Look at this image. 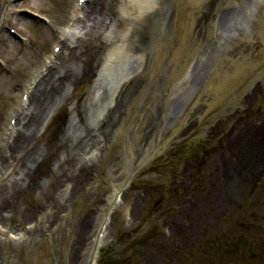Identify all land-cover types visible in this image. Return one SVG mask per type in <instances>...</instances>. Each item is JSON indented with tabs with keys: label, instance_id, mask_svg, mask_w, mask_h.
<instances>
[{
	"label": "rangeland",
	"instance_id": "rangeland-1",
	"mask_svg": "<svg viewBox=\"0 0 264 264\" xmlns=\"http://www.w3.org/2000/svg\"><path fill=\"white\" fill-rule=\"evenodd\" d=\"M130 1L132 2L133 0ZM130 1L99 0L98 5L92 8L88 20H85V26L87 25L89 34L80 36L79 39L82 40H79V42L75 43L74 37L72 39L70 38L69 41L67 40L68 42H66L67 47L69 48L79 45L85 48V42L86 49L80 58H78L79 56L70 58L69 56L67 57L69 53L67 49H65L67 53H64L63 56L61 55L57 58V65H59L58 63H60V61L63 59L64 65L73 63L74 73L72 77L78 79L80 78L77 76V74L81 72L84 64L87 62V59L90 58V56L92 58V63L89 62L91 67L95 68L96 64L98 63L96 69L89 68L88 73L92 72L91 74H93L91 77H89V82L84 79H80L82 85L78 86V90L69 92L72 94L71 96L75 98V96H77L76 92L79 91L83 96V100H85L86 97V100L89 101L88 97L90 100H97L96 96L100 94L103 87L109 88L108 97L106 98L105 102H102L101 107L98 102L94 103L96 108L100 107L96 112H93V117H95V120L101 118V114H103L105 109L113 105V97H117L119 95L122 85H120V82H115L116 78L125 72H129L128 68L130 64H142L141 54H130L128 51L130 43H128V39L125 41L126 28L129 23L127 20H130L127 12L134 8V6H131ZM69 2L70 0H33V6L37 10L47 14L51 19V24L48 27H43L33 21H26V23L23 25V30L29 37V42L24 46L18 45L16 42H11L3 50V54H5L9 60V67L4 71H0V157L1 151L5 148L4 142L6 134L3 133L4 117L7 113L6 111L9 108L11 111L12 105L15 104V90L18 89L22 83H24L25 79L29 75V71L36 67L39 56L49 44L52 36L56 34L57 30H61V21L67 11ZM203 2L204 0H196L195 4L191 7L192 11H189L190 20L192 21L191 23H194L195 19H199L200 24H202L203 13L201 10L204 8ZM159 4L160 0H153L152 5L147 4L150 7L139 9L138 12L140 13V17H142L144 14H147L151 10H156ZM98 15L100 17H98ZM97 20H102V22L97 23ZM115 22L118 24H115ZM99 25L100 27L98 28V31L96 26ZM81 27L82 26L79 25L77 32L81 30ZM92 30L93 33L91 34ZM94 31L96 34H94ZM95 35H97V38L94 43H98L99 45L97 56H95L96 54L92 53L93 51H91L89 48V40H93ZM98 35L100 37H98ZM208 36L213 37L211 34H208ZM192 45L196 46V43H193ZM256 47L257 44H253L251 47H249L250 50L248 52L246 51L245 47L244 55L252 52ZM86 50H88L89 54L86 52ZM111 52H115L117 55L111 58ZM169 66V63L160 64L159 69L154 70L153 73H157L159 75L160 70L166 71L169 69ZM16 67L23 69L22 71L19 70L20 72H17L15 71ZM26 69H29V71L25 72L24 70ZM259 70H262L260 81H264V65ZM139 72H142V70ZM242 74L245 75L246 78L242 81L243 84L240 87V90L244 91L250 79L246 72L242 71ZM140 75L142 74L140 73ZM150 75L151 74H143L141 77L150 80L152 78ZM170 81H175V79H171ZM214 81L217 80L214 79ZM86 82L88 83L86 84ZM162 82H165V80ZM162 82L160 85H158L153 94L150 91L143 93L145 88H141L136 93V96L133 95L135 101L131 103L128 113L126 112V116L124 118L125 126H122L119 130V134L115 135L114 137V141L116 143L112 150L108 153V157L106 156L107 161H109L113 155L116 156L118 152L123 153V148L121 146L119 148V142L120 139H122V134L130 120L131 121L128 131H131V137L136 138L138 141L143 140L145 134L138 136L139 133H143L145 130H147V128L151 125V122L157 119V109L160 107L162 108V105L165 103V101H168L167 97L169 96L172 84L168 85L167 88L166 85L162 86ZM215 85L217 84L211 83L208 87L202 86L199 88V91L195 93L194 96L191 95L189 97L188 101H192V104L189 105L186 103L183 107H181L180 110H177L178 112H170V115H172L171 119L169 118L167 122L161 124V133L156 138L158 139L156 151L161 150L160 153H164L165 159L163 160L161 157L156 159L152 164H143L142 171H139V175L151 180L152 183L146 184L144 182L143 185L141 183L143 178H139L133 190L129 191L130 196H126L125 199L120 200L119 204L117 205V212L115 213V216L113 215L111 223H109L108 231L104 236L101 245L100 255L103 254L105 259L103 261L101 259L100 264H134L139 255H146L147 257L150 255V263L153 258L157 263L164 264L163 258L167 255V246L164 245L163 248L165 249L164 252H166V255H162L161 253L156 254L157 252L154 248L151 246H146L151 241H160V234H158L159 228L163 224L162 220L167 216V212L159 211V207L156 205L154 199L155 196L159 195L158 197L163 199L160 202L161 205L165 204L167 206L169 202L180 203L183 201L185 188L191 187V189H193L194 187L195 190L197 186V189L201 190L197 196V204L199 201L200 203L202 202V204H204V201H211V199L212 203H214L215 193L212 192L211 195L209 193V189L214 187V183L212 182L211 184L209 179L206 178H203L201 183L199 178L201 167L203 172L205 166H208L209 160H212V155L216 153V150H218L220 146L221 150L230 140V138L233 139V137L238 134L240 128L245 127L250 122L259 120L257 117L259 114V109L264 111V95L255 101L257 105L254 104L250 106L245 104L237 108L240 97L236 96L237 87H235V90L232 94L233 97L236 96L234 102L232 101L228 104H222L218 100L214 103L215 108H210L208 104L205 103V101H209L211 99V86ZM88 90H90V92H88ZM40 93L41 92H39V94ZM207 95L210 96V99ZM94 106L91 104L93 110H95ZM202 111H210L211 114L207 116ZM214 111L217 117L214 118L212 123L207 122V118L211 117ZM225 116L227 117L221 119ZM165 119L166 118H164V121ZM217 119L221 120L215 123ZM212 124H214V128L212 127ZM209 126L212 128H209L206 132L205 141V132H203V128H208ZM138 127H140V129H138ZM224 128L226 129L225 132L222 130ZM41 130H43L42 133L44 136L45 133L47 135V130H44L43 126ZM201 138L204 139L205 143L203 144L204 141H202L200 144H195ZM192 144L195 145L191 147ZM188 147L193 149L188 153H185L189 149ZM132 152H134V150H132ZM129 159H133L130 151L129 156L122 155V164L126 160L129 162ZM111 161L112 160H110V162ZM229 165L235 167L238 170V177L248 174L243 166L236 167L233 162H230ZM100 167L102 168L101 165ZM179 168L185 170V177L182 179H179L178 176L175 175L177 172H179ZM40 170L42 172L43 169ZM193 170L196 172L192 173ZM132 173L134 174V171H132ZM210 173L211 172L209 168L206 174L208 178L210 177ZM101 174H105L104 170L102 169ZM40 175H42V173L39 174V176ZM250 175L254 176L253 171L252 174H249V176ZM5 177L7 176L4 175V169L2 168L0 172V183L4 181ZM194 177H196V181L194 180ZM112 182H115V179L110 182L106 178L101 179V184H99V186L101 185L103 189L99 191L98 199H96L98 200L97 202H99L101 193L107 192V189L109 188L107 186H109V184ZM63 183L59 186L56 185V188L59 187L58 192L62 193L61 195L63 197H67V192L61 191L64 188L62 186ZM141 189L145 191V194L142 197L139 196L138 192ZM147 190H150L151 192L150 201H148L149 193ZM255 192H262L264 194V181L259 184ZM125 195H127V193ZM76 196V202L73 203L71 208L68 205H58L66 206L68 208V215L66 218H64L65 220L63 219L56 223L53 221L55 220L56 214H60V210L54 207H48L46 208L45 212L36 215L35 210H37V207L34 205V211H31L29 213L30 215L25 217H21L19 214L16 216L15 210L12 207L11 212L9 211L11 208L8 209L9 206H6L5 208L3 207L4 209H1V214L9 211L11 214L13 213V217L10 220L8 218V220H4V217L0 218V264H75L76 258L78 257V251L81 246V240H79L77 236H72L73 242L78 241V243L74 248V254L72 255L71 259H66V254L64 252H66L67 248L64 244V240L61 239L66 236H70V232L76 229L78 214L81 213V211L86 206V204H84L86 202V194H80ZM68 197H70V194ZM137 197L143 198V201L135 199ZM93 202L94 201H92V203L89 205V209H91L86 218V226L94 210V206L92 205ZM136 209H140L142 215H139V213L135 214ZM214 209L215 208H210L211 211H214ZM128 210L129 212L132 210V212H130L132 218L135 215L134 220H136V223L133 225H130L129 222L128 224L125 220V213ZM6 216L8 217V213ZM176 217L178 218V215H176ZM251 218H254L255 220L253 224V230L255 231V234L248 232L245 236V239H241L238 238V236L241 237V230H236L235 234L231 235L226 232H222L221 234H223V236L220 234V238L233 237L232 239L235 238L239 245L234 251H230V249L223 250L221 248L220 250L216 248L212 249L210 252L208 251V254H212L214 258L210 264H264V210H253V213L250 214V217L247 221H249ZM192 219L196 224L195 231L198 229L203 231V229L195 220L194 214L192 215ZM45 221L46 226H43ZM237 221L238 220H235L236 226L240 229V223ZM33 225H35L34 228H32V231L29 232L30 235L31 233H33V235L30 237V239L26 240L27 237L24 236L26 234L25 229ZM51 225L52 227L50 228ZM36 230L38 231L34 233ZM85 232L86 231H84V233ZM8 233L16 235L15 240H10L11 242H9V238L7 237ZM38 233L39 235H37ZM186 233L187 232L185 230V237H189L186 235ZM146 235L147 238L145 241H143L142 239ZM136 239H138L137 242L142 241V244H131L130 241H135ZM249 239H252L251 241L255 240L254 247L248 245ZM112 241L115 243H112ZM187 244V242H181L182 249L180 255L177 258V261H179L180 264H194V262L198 259V249L194 244H192L193 249L196 251L194 257H189L186 254V249L188 247ZM158 255L164 257H160L161 259L157 260ZM167 256L169 258V255ZM170 256L172 259L171 254ZM184 259L186 260L185 263ZM140 264H146V262L142 260V263Z\"/></svg>",
	"mask_w": 264,
	"mask_h": 264
},
{
	"label": "bare ground",
	"instance_id": "bare-ground-1",
	"mask_svg": "<svg viewBox=\"0 0 264 264\" xmlns=\"http://www.w3.org/2000/svg\"><path fill=\"white\" fill-rule=\"evenodd\" d=\"M4 18L5 14L0 15V22ZM64 69L68 76L54 82L46 92L40 94L34 101V111L29 115V118L25 116L22 121H19L21 129L15 135L14 141L16 142L11 148L12 154L7 160L3 161L4 175L7 177L0 183V218L4 217V214H1V209L6 206H9L8 209L12 207L15 210V215L19 214L21 217L29 216V213L34 211V205L37 207L35 213L38 211L43 212L47 207L59 209L61 213L65 212L68 208L58 205H68L71 208L73 203L76 202V195L79 192L76 191V188L84 187V184L94 179L97 173L96 166L92 165L93 163L91 165L86 163L77 164V161H79L78 157L84 154L89 144L93 148L97 147L94 145L95 139L92 137V132L101 130L104 123L96 124V121L91 120V105L88 104V101L80 104L81 101H75L71 98V95L66 94V87L78 84L80 79L72 77L74 65H64ZM87 74V72H83L82 78H85ZM103 94L105 93L103 92ZM116 111L119 112V109ZM22 114L23 112L18 114V116ZM18 120L19 118L16 125H18ZM42 126L44 130H47V135L44 132L45 136L42 133L43 130H41ZM101 139L105 141L106 135L102 134ZM127 143L130 147H140V145H137L135 138L132 137L127 138ZM107 148L109 146H106V152ZM100 150L98 159H101L103 164L104 158ZM114 159L116 160V158ZM114 159L107 167L115 172L117 163L114 162ZM81 160L84 161L82 156ZM100 161L97 163L100 164ZM51 166L54 169H50ZM40 169H43L42 172ZM41 173L42 175L39 176ZM108 174L113 178V173L108 171ZM69 179L75 185L74 189L70 191L72 196L68 198L62 195L59 196L55 190L56 185L59 186L63 180ZM69 183L71 184V182ZM79 184L82 185L78 187ZM236 184H240V186L237 188ZM236 184H226L222 195L226 199L235 198L239 202L240 207L235 206L233 203L223 205L219 202L215 204L214 211H211L208 203L202 204L199 201L197 205V197L195 195L192 212L195 214V220L203 231L198 229L196 232L194 231V238H185L181 227L179 225L175 226V232L181 238V242L188 243L187 245L190 247L188 252L191 249L196 254L192 244L197 247L199 256L194 264L212 263L214 258L212 254H208V251L210 252V250L222 244L224 238H220V234L222 232L234 234L236 230H240L236 226L235 218L242 216L245 219L248 210L258 208L259 202H264V194L262 192L252 191L250 196H248L245 189L250 186L249 182ZM101 190V186L93 188V184L91 185L90 190L86 193V202L84 203L86 206L78 214L76 229L70 232V236L61 239L64 240L67 248L66 252H64L66 259H71L74 254V248L78 243V241L73 242L72 236H77L80 240L85 235V227H88V225L86 226V218L91 209H89V205L92 201H97L96 199H98L99 191ZM211 206L213 207L212 203ZM261 207L264 208V203H261ZM12 208L9 209L10 212ZM221 210H225V218L219 214ZM138 213L142 215L140 209H136L135 214ZM12 217L13 213L9 220ZM134 219L135 215L132 221ZM244 222L246 224L243 225V230H246L249 225V232L255 234L252 229L254 222L252 220H249L248 223L247 220H244ZM243 230L241 233H244ZM153 248L156 251H161L164 248V243L156 240L153 243ZM146 259H150V255ZM185 262L186 260L184 259ZM150 264L159 263L152 258ZM175 264H180V262L175 260Z\"/></svg>",
	"mask_w": 264,
	"mask_h": 264
}]
</instances>
